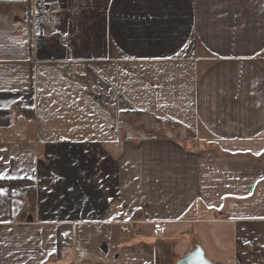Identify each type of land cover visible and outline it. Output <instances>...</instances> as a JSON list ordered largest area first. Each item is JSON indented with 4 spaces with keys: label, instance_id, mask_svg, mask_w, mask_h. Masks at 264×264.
Segmentation results:
<instances>
[{
    "label": "crops",
    "instance_id": "obj_1",
    "mask_svg": "<svg viewBox=\"0 0 264 264\" xmlns=\"http://www.w3.org/2000/svg\"><path fill=\"white\" fill-rule=\"evenodd\" d=\"M34 1L0 0V264H264V0Z\"/></svg>",
    "mask_w": 264,
    "mask_h": 264
},
{
    "label": "built area",
    "instance_id": "obj_2",
    "mask_svg": "<svg viewBox=\"0 0 264 264\" xmlns=\"http://www.w3.org/2000/svg\"><path fill=\"white\" fill-rule=\"evenodd\" d=\"M61 6L57 3L53 4H44L41 1H34L32 4V8L30 11V18L34 21H41L44 22L46 18L56 12L61 11ZM24 192V188L22 186H14L12 188V195L14 197H20ZM155 231H161L160 226L154 227ZM68 238L67 236H63V240L66 241Z\"/></svg>",
    "mask_w": 264,
    "mask_h": 264
},
{
    "label": "water",
    "instance_id": "obj_3",
    "mask_svg": "<svg viewBox=\"0 0 264 264\" xmlns=\"http://www.w3.org/2000/svg\"><path fill=\"white\" fill-rule=\"evenodd\" d=\"M177 264H212L204 255L203 249L197 245L195 248L178 260Z\"/></svg>",
    "mask_w": 264,
    "mask_h": 264
},
{
    "label": "rangeland",
    "instance_id": "obj_4",
    "mask_svg": "<svg viewBox=\"0 0 264 264\" xmlns=\"http://www.w3.org/2000/svg\"><path fill=\"white\" fill-rule=\"evenodd\" d=\"M121 122H122V120H121ZM122 123H123V122H122ZM115 128H116V127H115ZM121 128H124V126H123V125H120L119 122H118V124H117V129H118V130H121ZM115 132H116V131H113L114 134H116Z\"/></svg>",
    "mask_w": 264,
    "mask_h": 264
},
{
    "label": "trees",
    "instance_id": "obj_5",
    "mask_svg": "<svg viewBox=\"0 0 264 264\" xmlns=\"http://www.w3.org/2000/svg\"><path fill=\"white\" fill-rule=\"evenodd\" d=\"M22 184V182L20 181V182H15L14 184H13V186H19V185H21Z\"/></svg>",
    "mask_w": 264,
    "mask_h": 264
}]
</instances>
